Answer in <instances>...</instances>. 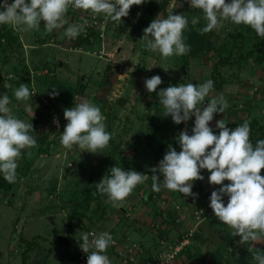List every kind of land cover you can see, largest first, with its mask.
Here are the masks:
<instances>
[{"label": "rangeland", "instance_id": "1", "mask_svg": "<svg viewBox=\"0 0 264 264\" xmlns=\"http://www.w3.org/2000/svg\"><path fill=\"white\" fill-rule=\"evenodd\" d=\"M169 10L188 18L184 36L190 51L164 59L158 52L146 50L140 38L153 19L166 17ZM89 13L70 7L66 19L77 24L81 15L87 17ZM194 16L200 17L197 25L191 24ZM202 17V11L190 8L188 0H146L132 6L129 15L118 22L102 23L103 16H95L96 24L86 35L75 39L64 36L63 28L46 33L43 23L41 34H37L39 30H25L24 26H20V31L19 27L0 25L9 32V36L0 39V95L6 93L10 97L13 114L33 124L31 135L37 139V147L23 151L22 158L29 166L26 169L21 165L22 158L18 161L14 183L0 174V208L6 212L0 214V264H61L84 227L92 223L99 232L107 231L115 237L120 250L112 251L116 259L123 257L126 244L141 247L131 254L134 261L126 264H136L139 258L143 260L141 264L154 260H160L158 264H256L248 249L264 252V243L241 244L239 237L230 235L232 229L215 217L209 198L220 185L209 184L208 170H201L204 180L193 182L192 191L198 193L197 198L163 188L162 177L161 190L152 189L150 169L169 146L180 150L178 134L186 127L191 133L194 117L177 125L170 116H164L156 92L146 90L145 78L161 76L163 83L157 92L169 85L213 80L210 97L223 95L228 103L225 111L215 114L210 122L213 130L218 131L216 120L223 119L230 128L249 120L253 122L251 141L264 139V68L259 58L253 60L255 31L223 21L222 27L201 34L198 29L206 23ZM233 34H238L235 45H231ZM242 36L249 38L241 40ZM19 38L27 46L22 48ZM223 45L225 52L234 49L230 61L248 51L251 55L241 60L238 67L232 64L215 71L213 64L223 60L215 51ZM223 79L227 81L222 82ZM21 83L35 93L27 101L15 99L14 90ZM53 87L58 96L49 95ZM85 99L100 107L106 130L111 133L103 152L81 151L78 146L65 149L59 142L67 123L64 109ZM52 118L58 120V125ZM134 154V161L129 163ZM125 163L129 170L145 173L146 182L138 185L118 208L106 195L91 199L87 208L76 210L78 217L71 222L69 242L56 239L66 236V216L75 204L81 203L80 191L90 188L91 193L111 167H123ZM32 169L37 172L34 182L26 174ZM3 182H7V188ZM12 185L20 186L22 192L15 196ZM224 201L226 204L227 196Z\"/></svg>", "mask_w": 264, "mask_h": 264}, {"label": "clouds", "instance_id": "2", "mask_svg": "<svg viewBox=\"0 0 264 264\" xmlns=\"http://www.w3.org/2000/svg\"><path fill=\"white\" fill-rule=\"evenodd\" d=\"M146 0H0V25L24 26L25 30H39L43 23L46 33L63 28L64 36L77 38L85 24H70L66 14L74 10L90 11L93 16L102 15L105 23L118 22L127 17L132 6L142 5ZM190 8L201 10L205 26L201 34L222 27L223 21L245 25L264 38V0H188ZM200 17H192L191 24L197 25ZM189 20L182 13L169 10L167 16H157L143 29L144 48L158 52L164 59L183 56L190 51L185 43L184 30ZM150 69V68H149ZM167 71L168 69H165ZM161 76L145 78L144 85L149 93L156 92L163 115L170 116L179 125L194 117V126L189 133L181 130L177 140L180 150L169 146L163 158L150 169L152 189L159 192L162 187L197 198L192 191L193 182L204 180L201 170H208V182L220 185L211 192L209 207L215 217L232 229L230 235L239 237L241 244L264 243V139L253 143L250 139V121L245 120L234 128L228 127L223 119L216 120L214 131L211 123L217 113L228 107L223 95L211 96L214 81L203 83H179L161 88ZM34 86V85H33ZM35 94L26 83L14 90L17 101H27ZM50 96H58L53 87ZM210 97V98H209ZM207 100V102H206ZM10 97L0 95V174L9 182L16 180L18 161L26 149L37 147V139L31 132L33 124L18 118L9 105ZM67 121L60 135V144L65 149L78 146L81 151L103 152L112 138L106 130L105 117L91 100H82L63 112ZM58 125V120H54ZM31 155V152H28ZM159 173V174H158ZM148 176L136 170H124L113 166L95 184L101 195H106L113 207H120L133 190L144 184ZM228 181V183H224ZM227 196L225 204L224 197ZM91 237V239H90ZM80 248L87 253L86 264H112L106 255L114 243L107 232L82 234ZM256 264H264V252L253 251Z\"/></svg>", "mask_w": 264, "mask_h": 264}, {"label": "trees", "instance_id": "3", "mask_svg": "<svg viewBox=\"0 0 264 264\" xmlns=\"http://www.w3.org/2000/svg\"><path fill=\"white\" fill-rule=\"evenodd\" d=\"M4 26H2L1 28H0V37L1 36H4V37H6V36H9V32L8 31H6V30H4V29H2ZM253 37H254V42H253V50H255V56H254V58H253V60L254 61H256L258 58H259V61L258 62H260L261 61V59H260V56H258V54L256 55V52L258 51V50H260V49H262V48H264V38H261V37H259L257 34H255V35H253ZM236 38L238 39V34H233V41H232V43H231V45H235V42L237 41L236 40ZM241 38V40H245V39H247V38H249V37H247V36H242V37H240ZM224 46L225 45H223V46H221L220 47V49L221 50H217V51H215V53H219L220 55H222L220 58H223V60H222V62H220V61H218V62H216L215 64H213V69H215V71H218L219 72V69L221 68V67H224V66H230V65H232V64H235L236 65V67H238L239 65H240V62H241V60H243L244 58H246V57H248V56H250L251 55V51L249 52H246L244 55H238V58L235 60V61H230V58H231V55H232V52H233V48H229L228 50H226L227 52H225V50H224ZM224 51V52H223ZM248 54H250V55H248ZM232 62H234V63H232ZM233 76H236V75H234V74H231V77H233ZM227 80L226 79H223L222 80V82H226ZM243 123V121H240L239 123H238V125H240V124H242ZM250 127H251V129H253V122L252 123H250ZM261 129H259V131H260ZM261 132H262V130H261ZM134 159H135V154L133 155V156H131L130 158H129V163H131V162H133L134 161ZM124 170H129V168H128V164L127 163H125L124 164V166L122 167ZM98 179V178H97ZM100 181V178L98 179V182ZM3 185H4V182H3ZM1 186V185H0ZM8 187V184H7V182H6V184L4 185V188H7ZM90 191H91V189L90 188H84V189H82L81 191H80V194L82 195V199H81V203L80 204H75L74 206H73V208L71 209V212H70V214L68 215V216H66V223H65V230H66V236L65 237H61V238H57L56 237V239H60V241L62 242V243H66V242H69V240H70V232H71V222H72V220L75 218V217H78V214H77V209H79V208H83V209H85V208H87V205H88V201H90L91 199H97L101 194L100 193H98L97 192V190H96V187L94 186L93 188H92V192L90 193ZM92 225H93V223H92ZM91 224L90 225H87V226H85L84 227V229H94L96 232H98V234L100 233L99 231H101V230H98L97 228V226H92ZM100 228V227H99ZM74 245V244H73ZM75 246V245H74ZM74 246L72 247V246H70V248H69V254H68V256H67V258H66V261H65V259L63 260V262L61 263V264H64V263H70V262H72V261H74L75 260V248H74ZM141 263H143V260H141L140 258L137 260V263L136 264H141Z\"/></svg>", "mask_w": 264, "mask_h": 264}, {"label": "built area", "instance_id": "4", "mask_svg": "<svg viewBox=\"0 0 264 264\" xmlns=\"http://www.w3.org/2000/svg\"><path fill=\"white\" fill-rule=\"evenodd\" d=\"M80 20L81 21H77V24H85L86 27L84 29V31L81 33L82 35H86V33L90 30V28L92 26H94L96 24V21H95V16L92 15V13L90 12L87 17H84L83 15L80 16ZM102 23H105L104 19H102L101 21ZM102 23L100 24L99 26V36L102 37V33H101V30L103 28V25ZM0 39H2L0 37ZM52 122L54 123V119L52 118ZM97 233L94 229H83L81 234L79 235V237L77 238V240H75V260L68 263V264H86V258H87V253L83 252L82 249L80 248V243H82V234L84 233ZM111 234V233H110ZM112 235V234H111ZM113 237V240H114V243L108 248V249H115V251H117L118 253H120V250L118 248H116V240L114 239L115 237L112 235ZM91 239V237H90ZM184 240V239H183ZM180 241V245H182V241ZM186 242V240H184V243ZM127 248H126V252L123 254V257H119L120 259V262L121 264H126L128 261H134V256H132V252H139L141 250V247L138 246L136 243H130L129 245L126 244ZM160 260H154V262L152 263H149V264H158L157 262H159ZM67 264V263H65ZM162 264V263H161Z\"/></svg>", "mask_w": 264, "mask_h": 264}, {"label": "crops", "instance_id": "5", "mask_svg": "<svg viewBox=\"0 0 264 264\" xmlns=\"http://www.w3.org/2000/svg\"><path fill=\"white\" fill-rule=\"evenodd\" d=\"M65 26H67V25H65ZM63 27V29H61V30H63V31H65V29H66V27ZM20 28V27H19ZM23 29V27H21L20 28V31ZM43 30H42V28H39V32L37 33V34H41V32H42ZM53 32V31H52ZM34 33H36L35 31H34ZM54 33V32H53ZM17 35V34H16ZM64 35V34H63ZM17 38H18V36H17ZM19 40H20V38H19ZM36 40H38V39H36ZM20 43H21V45H22V48H24L25 46H27L25 43L23 44L22 42H21V40H20ZM121 43H122V46H123V40H121ZM125 46V45H124ZM260 55V59H261V61H260V66L261 67H263L264 68V48H262V49H260V50H258L257 52H256V55ZM258 66H259V64H257ZM21 165H23V166H25V168L26 167H28L29 166V163L28 162H26V160H24L23 158H22V162H21ZM27 169V168H26ZM21 172V171H20ZM21 174V173H20ZM27 177H28V179H30V181L31 182H34L35 180H37L36 179V177H37V172L36 171H34V169H32V170H28L27 171ZM52 179V178H51ZM51 179L50 180H48V183H49V181L51 182ZM16 180H17V176H16ZM15 180V181H16ZM36 183V182H35ZM37 184V183H36ZM11 187H14V185H12ZM53 188V187H52ZM51 188V189H52ZM14 190H12L13 191V193H14V195L15 196H17L16 195V193H18V192H22L21 191V189L22 188H20V186H16V187H14L13 188ZM28 189H30V190H33V187H30V188H28ZM29 191V190H28ZM1 196V195H0ZM1 198V197H0ZM0 214L2 215H4V214H6V212H5V210H3L2 208H0ZM34 214H37V212H34ZM36 217H38V216H35V219H37ZM14 220H12L11 221V227H10V231H12L13 230V225H14V222H13ZM33 222V219H32V217L30 218V225H31V223ZM17 229V228H16ZM28 229H30V227L29 228H26L25 229V231L26 230H28ZM126 240H129V238L128 237H124ZM117 248V247H116ZM115 251V249H113V248H111V249H108L107 250V252H106V255L109 257V259L112 261V264H119L120 263V259H119V257L116 259L115 258V255L113 254V252ZM114 255V256H113ZM65 264V263H64Z\"/></svg>", "mask_w": 264, "mask_h": 264}, {"label": "water", "instance_id": "6", "mask_svg": "<svg viewBox=\"0 0 264 264\" xmlns=\"http://www.w3.org/2000/svg\"><path fill=\"white\" fill-rule=\"evenodd\" d=\"M123 43H124L123 46L126 45V42H123Z\"/></svg>", "mask_w": 264, "mask_h": 264}]
</instances>
